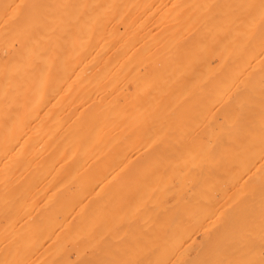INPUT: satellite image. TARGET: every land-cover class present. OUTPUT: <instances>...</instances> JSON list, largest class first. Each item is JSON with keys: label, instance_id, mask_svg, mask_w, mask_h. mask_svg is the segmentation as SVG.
<instances>
[{"label": "bare ground", "instance_id": "1", "mask_svg": "<svg viewBox=\"0 0 264 264\" xmlns=\"http://www.w3.org/2000/svg\"><path fill=\"white\" fill-rule=\"evenodd\" d=\"M238 1L251 4L239 11L242 16L264 14V0ZM165 2L0 0V195L259 191L257 200L264 205V131L258 128L264 107L246 115L243 133L218 141L213 153L198 146L204 141L194 129L180 127L181 118L194 111L193 39L191 33L181 39L180 32H191L185 27L198 12H218L213 3L235 1L171 0L172 7L163 10ZM132 8L163 19L147 66L135 57L145 51L143 45L138 42L132 50ZM155 28L146 25L142 38ZM165 74L170 82L158 88ZM263 75L264 69L250 70L243 80L257 85L255 79ZM57 104L62 112H54ZM166 111L163 125L142 126L149 113ZM230 147H242L246 158H235ZM217 206V198H211L208 211ZM0 218L24 233L2 251L15 259L34 233L33 217L6 212ZM230 230L225 225L212 233Z\"/></svg>", "mask_w": 264, "mask_h": 264}, {"label": "rangeland", "instance_id": "2", "mask_svg": "<svg viewBox=\"0 0 264 264\" xmlns=\"http://www.w3.org/2000/svg\"><path fill=\"white\" fill-rule=\"evenodd\" d=\"M234 1L228 7L213 3L218 12H198L185 27L191 32H180L181 39L192 34L194 67V111L181 118L180 127L194 129L197 139L204 141L198 146L208 153L217 150L218 141L243 133L246 115L264 107V75L255 79L257 85L243 80L250 70L264 69V14L244 17L239 11L251 4ZM162 5L163 10L172 7L171 0ZM147 13L131 11L132 50L135 53L138 42L143 45L145 51L135 57L144 66L158 47L156 32L163 22L159 13ZM152 23L156 28L142 38ZM163 77L158 88L170 82L167 74ZM258 86L261 89L249 94ZM133 89L131 85L134 99ZM143 101L149 108L148 96ZM167 112L149 113L142 126L163 125ZM260 121L258 128L264 131V117ZM251 126L253 135L255 125ZM242 147L227 150L244 159ZM33 192L36 196L22 194L20 199L15 193L0 195V215L30 213L34 229L17 257L9 259L2 251L24 233L0 218V264H264V222L260 224L264 205L257 200L259 191ZM211 198H217L218 206L208 211ZM225 225L231 230L213 235Z\"/></svg>", "mask_w": 264, "mask_h": 264}]
</instances>
